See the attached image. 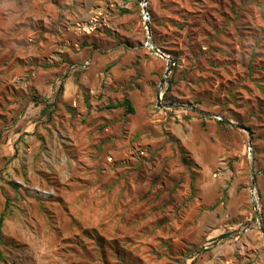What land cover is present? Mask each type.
Listing matches in <instances>:
<instances>
[{
	"label": "rangeland",
	"instance_id": "obj_1",
	"mask_svg": "<svg viewBox=\"0 0 264 264\" xmlns=\"http://www.w3.org/2000/svg\"><path fill=\"white\" fill-rule=\"evenodd\" d=\"M144 3L0 0V264H264V0Z\"/></svg>",
	"mask_w": 264,
	"mask_h": 264
},
{
	"label": "water",
	"instance_id": "obj_2",
	"mask_svg": "<svg viewBox=\"0 0 264 264\" xmlns=\"http://www.w3.org/2000/svg\"><path fill=\"white\" fill-rule=\"evenodd\" d=\"M146 1H147V0H145V3L143 4V9H144V10L146 9V8H145V6H146ZM150 43H151V46H152L154 49H156V51L162 53V55L165 56V57L169 60V64H168V67H167V69H166V71H165V75H164V77L162 78L161 83H160V86H162L163 83L165 82V79L168 77V75H169V73H170V71H171V57L168 56V55H166V54H164V53L161 52L157 47H155V44H154L153 41H151ZM160 99H161V96L158 95V101H159V102H160ZM159 104H161V103H159ZM167 106H168V107H171V106H174V105L171 104V105H167ZM191 108H192L194 111H196V112H198V113H201V114H204V115H210V116L214 115L213 113H210V112H208V111H205V110H203V109H201V108H198V107H196V106H191ZM251 171H252V188H251V189H252V192H253V191H254V187H255V182H256V180H255V173H254V164H253V163H252ZM255 208L257 209V203H255ZM256 211H257V212H256V213H257V218H258L259 223H260V228H261L262 232L264 233V224H263V222H262V220H261V215H260V213H259L258 210H256Z\"/></svg>",
	"mask_w": 264,
	"mask_h": 264
},
{
	"label": "trees",
	"instance_id": "obj_3",
	"mask_svg": "<svg viewBox=\"0 0 264 264\" xmlns=\"http://www.w3.org/2000/svg\"><path fill=\"white\" fill-rule=\"evenodd\" d=\"M119 105L125 106L126 112H134V106H133L131 100L129 98H127V97L124 98L123 102H121V103H119L117 105H114V106H119ZM218 121L220 123H224V121L221 120V119L218 120ZM183 160H184L185 163L189 164V162H188V160H187V158L185 156H183ZM2 221H3V219L1 218L0 219V229H1ZM0 257H1V255H0Z\"/></svg>",
	"mask_w": 264,
	"mask_h": 264
},
{
	"label": "built area",
	"instance_id": "obj_4",
	"mask_svg": "<svg viewBox=\"0 0 264 264\" xmlns=\"http://www.w3.org/2000/svg\"><path fill=\"white\" fill-rule=\"evenodd\" d=\"M143 16H144V19H147L149 15H148L147 12H144V15ZM148 45H149V42H148Z\"/></svg>",
	"mask_w": 264,
	"mask_h": 264
}]
</instances>
